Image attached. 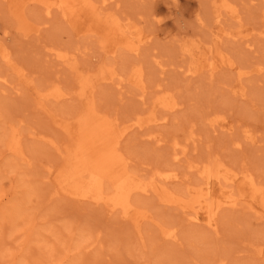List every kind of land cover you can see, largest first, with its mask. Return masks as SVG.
Instances as JSON below:
<instances>
[{"label": "rangeland", "instance_id": "obj_1", "mask_svg": "<svg viewBox=\"0 0 264 264\" xmlns=\"http://www.w3.org/2000/svg\"><path fill=\"white\" fill-rule=\"evenodd\" d=\"M0 264H264V0H0Z\"/></svg>", "mask_w": 264, "mask_h": 264}, {"label": "bare ground", "instance_id": "obj_2", "mask_svg": "<svg viewBox=\"0 0 264 264\" xmlns=\"http://www.w3.org/2000/svg\"><path fill=\"white\" fill-rule=\"evenodd\" d=\"M181 153V152H180ZM179 155V151H177V152H175L174 153V157L176 158V156H178ZM156 177V176H155ZM158 178V177H157ZM156 179V178H155ZM149 183V185H150V188H154V182H152V181H149L148 182Z\"/></svg>", "mask_w": 264, "mask_h": 264}]
</instances>
